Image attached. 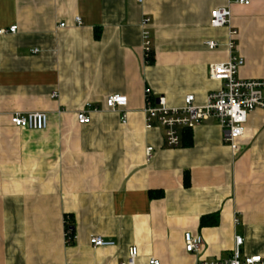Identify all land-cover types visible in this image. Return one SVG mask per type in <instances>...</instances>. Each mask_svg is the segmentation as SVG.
Instances as JSON below:
<instances>
[{
	"label": "crops",
	"instance_id": "0c3cea01",
	"mask_svg": "<svg viewBox=\"0 0 264 264\" xmlns=\"http://www.w3.org/2000/svg\"><path fill=\"white\" fill-rule=\"evenodd\" d=\"M237 1L0 0V31L17 26L0 33V264H121L132 246L136 264H196L231 257L237 234L244 254L264 257V110L250 113L237 152L214 120L180 130L174 148L162 127L145 126L147 90L179 107L188 94L202 105L222 86L209 76L231 56L230 29L211 25L217 8L230 7L238 30L239 78H264V0ZM209 40L220 46L208 49ZM115 93L128 97L126 124L105 109ZM86 102L102 109L81 125ZM40 111L45 130L11 122L14 112ZM187 232L202 237L200 253L186 252ZM93 235L116 246L95 248Z\"/></svg>",
	"mask_w": 264,
	"mask_h": 264
},
{
	"label": "built area",
	"instance_id": "2783aa9c",
	"mask_svg": "<svg viewBox=\"0 0 264 264\" xmlns=\"http://www.w3.org/2000/svg\"><path fill=\"white\" fill-rule=\"evenodd\" d=\"M140 2L142 0H139ZM240 4H249V0H238ZM230 7H220L215 9L211 17L213 28L228 27L229 40L227 48L230 51V59L227 62L211 64L209 76L212 80L220 81L222 86L217 91L209 92L206 102L202 105L197 104L196 96L188 94L182 106L171 107L167 97L163 94L152 95L149 90L145 93V126L147 129L162 127L164 129V140L169 148L181 145L180 130L194 129L204 121L214 120L223 129V139L228 143L234 152L239 150L238 140L245 134L247 121L251 112L264 110V78L261 79H241L238 76L239 70L245 66V60L240 55L235 54L237 46L238 30L231 26ZM77 25H82L81 18H76ZM142 38L144 60L146 64H151L154 60V41L151 33V18L146 17L142 20ZM64 23L60 27H65ZM17 26L13 25L9 30H1V34L15 33ZM206 46L210 50H215L220 46L217 40H209ZM34 53H38L35 49ZM57 93H53L55 98ZM128 104V97L123 94L115 93L105 101V109L108 111L120 112L121 122L126 124L128 113L125 108ZM102 108L86 102L76 113L77 121L81 125L89 124L92 121L91 112H97ZM11 122L20 129L34 131L45 130L49 125V114L46 112H14L11 114ZM155 148L148 146L145 156L149 162L154 158ZM236 224L238 219L235 220ZM72 221L67 218L65 221V240L67 245H72L77 236ZM235 246L231 257L218 260H199L196 264H264V257L261 255H246L242 248L244 239L241 235H235ZM90 245L95 248L114 247L116 243L105 239L102 236L93 235L89 239ZM185 249L187 253L198 254L203 249L201 236L193 235L190 232L184 235ZM139 249L132 246L129 250L127 261L121 264H136V257ZM150 264H161L157 259H152Z\"/></svg>",
	"mask_w": 264,
	"mask_h": 264
},
{
	"label": "trees",
	"instance_id": "16d2710c",
	"mask_svg": "<svg viewBox=\"0 0 264 264\" xmlns=\"http://www.w3.org/2000/svg\"><path fill=\"white\" fill-rule=\"evenodd\" d=\"M72 227L74 228V225Z\"/></svg>",
	"mask_w": 264,
	"mask_h": 264
}]
</instances>
